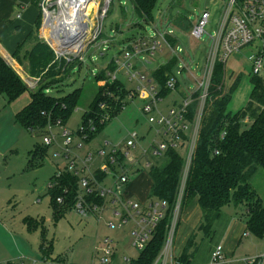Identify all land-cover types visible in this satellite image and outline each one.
Masks as SVG:
<instances>
[{
  "label": "rangeland",
  "instance_id": "rangeland-1",
  "mask_svg": "<svg viewBox=\"0 0 264 264\" xmlns=\"http://www.w3.org/2000/svg\"><path fill=\"white\" fill-rule=\"evenodd\" d=\"M132 3L122 4V0H112L103 21L100 40L98 39V41L92 43L80 63H75L62 73L60 82H58L59 77L57 76L47 82L50 86L47 93L53 96H63L74 90H79L73 110L64 123L65 127L74 132H78L82 124V115L89 111L95 100L97 87L94 82V75L98 74L105 64L117 54L116 48L118 46L129 43L133 39L119 43L120 40L123 38L126 40L127 36L136 34V31L138 32L140 29H149L150 22L133 13ZM224 3V0H155L153 13L158 15L160 11L162 21L155 19L153 22L161 29L169 26V24L176 29L175 20L178 18H182L184 22L187 21L190 28L195 23L199 11L207 9L211 14L204 29L207 33L202 34L200 39H194L188 31L187 33L178 31L174 33L179 35L183 43L182 46L186 47L185 51L192 50V48L196 49L194 53L193 50L187 52L190 59H193L190 63L192 68L189 76H179L176 89L171 90L157 103L162 112L166 111L169 104L171 105L173 102L179 101L182 96H185L187 94L186 87H193L194 80L200 79L202 76L203 66L210 48L208 34L213 35L218 30ZM17 14H21L19 8H16L9 17L11 24L14 23ZM164 21L163 27L161 22ZM136 23H139L140 26ZM12 30L15 33L16 27L13 26ZM34 32L33 37L37 35L36 30ZM108 37L114 38L110 43L111 46H108L103 52L104 56H102L100 53H102L101 49L104 45L101 42ZM35 43L36 40L31 39L23 45L27 48L28 54L33 52L34 49L32 48ZM251 49L248 45L240 52L232 55L223 65L222 92L230 93V100L226 106L228 112H236L245 106L251 94L253 88L252 78L255 77L251 72V62L248 59V53ZM164 54L152 61L148 65V69L155 70L158 64L163 63ZM13 59V70L23 80L27 89L19 98L9 103L0 95V221L5 225V227L0 225V260L3 258L2 255L8 252L5 249L7 243L5 240L10 242L14 240L21 247L20 252H15L16 256L23 254L26 258L34 260L35 264H55V261L61 264H101L98 259L93 258L94 247L100 246L98 240L107 236L115 242L113 256L107 264H129L123 259H135L139 253L130 244V225L128 223L120 228H110L105 224V221H112L117 225L118 217L113 215L109 209L103 212V219L99 225L92 216L83 218L74 209L66 210L57 219L54 217L51 198L47 195L45 186L53 175L55 168H59L61 171L66 170L70 160L60 154L63 149H66V146L62 145L61 139L57 138L55 144L44 148L41 134L30 133L16 121L15 114L28 104L29 93L35 88H29L26 80H39L41 75L36 76L31 73L28 56L25 57L22 51L19 53L18 58L14 56ZM43 71L46 72L47 69ZM118 75L123 80L125 87H134V81L125 80L121 72ZM258 76L264 79V74ZM153 81L159 85L154 78ZM126 101L127 105L123 109L121 108L115 116L108 114L110 119L92 139L85 141L78 135L74 136L68 146L69 159H84L88 153L95 155L100 147H104L107 151L112 145L123 142L129 133L137 132L141 136L146 132L149 123L147 116L141 111L142 97L130 98L128 96ZM147 132L145 133V139L142 142V139L139 141L140 146H146L153 137V129ZM159 139L160 137H158ZM35 144H39L45 149L43 156L39 158L45 160L41 166L31 167L28 164V159H31L30 151ZM185 150L186 146L180 150L183 158L186 156ZM139 153V146L131 151V154L136 157L139 156ZM164 159L163 154L157 156L154 159L155 164L163 163ZM100 162L99 158H94L90 166L97 167ZM26 166H28V169H26ZM114 169L119 173L117 166ZM151 179L148 168L143 169L131 179L133 196L142 199L144 195L149 194ZM251 186L257 197L264 203V170L259 168L256 171L251 179ZM244 200V202L236 205L231 203L224 205L209 233H205L199 226L191 231L188 230L186 226L188 219L191 215H198L199 211L195 206L193 208L195 211L188 215L187 211L183 209L180 223L173 238L172 248L174 254L176 256L180 255L186 247L188 239L191 238L193 241L188 251L193 255L190 256L192 263L203 260L208 252L211 253L210 248L219 242H226L229 249L231 248L227 259L233 261V264H245L243 259L264 255V235L258 237L252 233H247V235L241 233L247 219L246 203L249 198L245 196ZM189 203L188 201L185 204L188 205ZM27 216L35 217L42 224L47 232L45 236L48 243L52 242L47 261H42V254L38 251L41 237L40 228L29 229L25 220ZM226 222L238 225L240 235L237 241L232 237V233L228 239L229 229Z\"/></svg>",
  "mask_w": 264,
  "mask_h": 264
},
{
  "label": "built area",
  "instance_id": "built-area-1",
  "mask_svg": "<svg viewBox=\"0 0 264 264\" xmlns=\"http://www.w3.org/2000/svg\"><path fill=\"white\" fill-rule=\"evenodd\" d=\"M224 1L218 30L213 35L208 34L210 48L202 76L194 80L193 87H186L187 94L179 101L169 104L165 112H162L157 105L163 99L160 97L161 86L155 84L151 79L152 76L145 74L147 66L163 53H165V59L166 57L175 58L173 71L167 76L165 82L166 88L175 90L178 86V77L189 76L192 68L190 63L193 60L187 55V52L192 50L185 51L186 48L181 44L172 45L170 43L168 36L175 37V30L170 24V27H164L165 21L161 22L163 29L154 22H150L148 30H142L129 43L118 46L117 54L111 58L114 69L106 68L108 61L103 68L105 78L95 80L98 88L119 81L129 91L127 96L142 97L141 111L147 116L150 130L153 129V137L148 141L147 146H140L138 143L142 139L141 136L137 132H132L127 134L123 142L112 145L107 151L103 147L98 149L95 155L88 153L84 159H69L68 146L77 135L74 131L57 120L54 126L57 130L55 131L50 125L47 127V133L42 137L43 144L48 147L55 144L57 138L61 139L62 145L66 146V149L60 153L70 160L66 170L78 176L77 193L72 209L83 218L92 216L98 225L103 219V212L109 209L113 215L118 217V223L115 225V222L106 221L105 224L110 228H120L129 223L130 244L141 251L153 237L156 227L166 215L168 202L156 197L141 202L128 193L127 186L133 175L151 166L150 157L162 155L169 147L177 148L182 139V132L187 135L186 156L183 159L177 195L170 209L165 240L153 264H184L173 252V238L181 218L186 181L194 157L200 124L207 107L216 63L224 65L232 55L250 45L252 49L249 50L248 59L251 62V72L253 75L264 74V0ZM111 2L112 0H38L37 7L41 20L40 37L53 51L57 61L63 59L67 63L72 60L80 62L84 59L87 49L102 36L103 21ZM127 2L130 3L131 0H122V4ZM210 15L207 9L199 11L195 23L188 31L191 37L200 39L202 34L207 33L204 29L209 22ZM17 17L20 15L17 14ZM113 38L108 37L101 42L104 45L100 53L102 56L108 46H111ZM120 72L126 80L135 82L133 88L125 87L118 75ZM37 82V79L26 80L29 88L36 87ZM192 105H195V108L192 113L193 118L189 120L187 116ZM100 108L105 109L106 104L101 103ZM108 117L105 115L100 122ZM79 130L80 135L78 136L85 140L86 134L82 133V128ZM90 131H94V128L91 127ZM158 137H160L159 140ZM137 146L140 147V153L136 157L131 154V151ZM120 153L123 160L117 159ZM97 157L103 158V162L97 169H91L90 163ZM116 166L119 168V173L114 169ZM96 171L101 173V177L96 175ZM63 173L64 170L57 169L54 179ZM49 185L50 187L54 185L52 180ZM68 191L67 187L63 189L64 194ZM64 196L60 194L56 197V202L60 206L65 205ZM98 241L100 246L94 247L93 258L98 259L101 264H107L113 256L115 242L107 236ZM123 260L129 262L130 259L124 258ZM243 261L245 264H262L264 255L248 257ZM232 262L226 260L222 243L213 247L210 253V264H233ZM8 263L35 264V261L19 258L1 264Z\"/></svg>",
  "mask_w": 264,
  "mask_h": 264
},
{
  "label": "trees",
  "instance_id": "trees-1",
  "mask_svg": "<svg viewBox=\"0 0 264 264\" xmlns=\"http://www.w3.org/2000/svg\"><path fill=\"white\" fill-rule=\"evenodd\" d=\"M31 2L36 6L38 4V0H31ZM154 2L155 0H131V8L134 14L136 13L148 22H153L155 19L162 21L160 11L158 15L153 13ZM175 21L177 24L176 31L180 33L189 31L187 21L184 22L182 18ZM39 23L40 15H38L35 23L34 31L36 30V33ZM136 25L140 26L139 23H136ZM34 31L17 46L13 57L18 58L19 53L22 51L25 57L28 56L31 73L36 76L41 75V77H39L36 87L29 93L28 104L15 114V118L30 133H39L43 137L47 133V127L50 125L54 127L57 120L64 125L79 95V90H74L63 96L50 95L47 93L48 88H50L47 82H50L55 76L60 78H58V82H60L62 73L68 67L80 62L72 60L66 63L63 59L57 61L53 51L46 44L36 39L37 35L34 36L35 38L33 37ZM134 37L125 38L126 40L123 38L122 41L127 42ZM31 39L36 40V43L32 48L34 49L33 52L28 54L27 48L23 45ZM168 40L172 45L183 44L179 36H168ZM175 63V58L166 57L165 62L150 73L161 86V98L171 91L165 87V82L167 76L173 71ZM106 66L109 70H113L115 67L111 59ZM44 69H47V71L44 72ZM42 72L43 74H41ZM145 74L148 75L147 72ZM222 74L223 65L216 63L209 89V99L200 124L182 202L184 206L186 202L197 198V204L201 211V222L198 226L205 233H209L224 205L242 203L245 201L244 197L247 196L249 201L246 203L245 231L248 234L252 233L261 237L264 235V203L261 202L253 190L251 179L259 168L264 170V79L258 75H253L255 76L252 78L253 88L246 105L236 112H228L226 106L230 100V93L222 92ZM94 78L95 80L105 78V70L102 69ZM26 89L27 87L20 76L0 55V95L9 103L19 98ZM128 92L119 81L97 88L95 100L89 111L82 115V124L79 127V129H83L82 133L86 134L85 141H89L103 129L110 119L108 117L105 121L100 122L105 115L115 116L121 108L123 109L127 105L125 97ZM101 103L106 104L105 109L100 108ZM194 108L195 105L190 107L187 116L189 120L193 118ZM91 127L94 128V131H90ZM74 134L80 135V130L74 132ZM181 138L180 147H169L162 153L165 158L163 163H153L148 168L152 178L149 198L156 197L166 200L168 209L166 215L156 227L153 237L139 251L135 259L129 260V264H153L165 240L170 209L177 195L183 165L184 158L180 154V150L185 146L187 135L182 132ZM43 147L48 148L45 144H43ZM44 148L39 144H35L30 152V158H41L45 152ZM117 159L123 160L121 153ZM95 173L101 177L99 171ZM51 179L54 184L49 191L51 207L55 218H57L66 210L72 209V203L77 193L78 176L64 170L61 176L55 179L52 176ZM65 187L69 191L64 194L63 189ZM60 194L65 195V205L60 206L56 202V197ZM43 235L41 236L42 240L39 248L44 254L43 259L46 260L49 258L51 244L47 246ZM188 240L181 254L176 256L184 264H189L190 256H193L188 251L193 240L191 238ZM55 264L61 263L55 261Z\"/></svg>",
  "mask_w": 264,
  "mask_h": 264
},
{
  "label": "crops",
  "instance_id": "crops-1",
  "mask_svg": "<svg viewBox=\"0 0 264 264\" xmlns=\"http://www.w3.org/2000/svg\"><path fill=\"white\" fill-rule=\"evenodd\" d=\"M16 8H19L21 10V14H20V17H17V15H16V17H15L16 19H15L14 23L11 24V20H9V17L12 15V13L14 12V10ZM38 15H39V10H38L37 6L34 5L31 2V0H0V55L3 57V59L5 60V62L9 66L13 67L12 66L13 65V60H14L13 59V53H15V50H16L17 46L19 44H21L29 36V34L31 32L34 31L35 23H36ZM13 26L16 27V32L15 33L12 30ZM141 32H142V29H140L138 32L136 31V34L133 35V36H136L137 34H139ZM175 32H176V30L174 31V33ZM133 36H127L126 38L133 37ZM175 36L177 37L179 35H175ZM36 39H38L39 41H41L42 43L45 44V42L40 37L39 29H38V32H37V38ZM122 40H120L119 43H121ZM195 49L196 48H192L193 53H194ZM6 58L9 61L6 60ZM156 59H158V58H155L153 61H155ZM151 71L152 70L148 69V66H147L145 72H147L149 74V76H150V73H152ZM153 78H151V79H153ZM94 80H95V78H94ZM95 85L98 88V84L96 82H95ZM97 88H96V90H97ZM127 97L128 96L126 95L125 100L127 99ZM148 130H150V125L148 126V129L146 130L145 133H148L147 132ZM145 133L143 135H141V138H142L141 142L145 139ZM143 147H145V146H143ZM33 148H34V146H33ZM101 148H103V147H100L99 149H101ZM139 150H140V147H139ZM97 158H99L101 162L99 163V165L97 167L90 166L91 169H97L101 165V163L103 162L102 161L103 158H101V157H97ZM155 158L156 157H150V159L152 161L151 162L152 164L155 163V161H154ZM44 160L45 159H28V164L31 167H37V166H41L43 164ZM147 168H149V167H147ZM26 169H28V166H26ZM57 169H59V168H55L54 173L56 172ZM139 172H137L135 175H133L131 177V179H133ZM54 173L52 175L53 177H54ZM52 176H51V178H52ZM51 178L49 179V181L47 182V184L45 186L47 188V195H49V196H50L49 191L51 189L49 183L52 180ZM131 179H130L129 184L127 186L128 193L134 199L139 200L141 202L149 200L150 199L149 198V194H150L149 191H148L149 194L144 195V197L142 199H138V198L133 196V193H132V190H131V184H132ZM150 184H151V182H150ZM149 189H150V187H149ZM227 205H229V204H227ZM195 206H196V209L198 208L197 209L199 211L198 215H191L190 219H188V221L186 223V226L188 227V230H190V231L195 229V227L198 226V223H199V221L201 219V211H200L199 206L197 204V198H193L188 205L185 204L184 206H182V211H183V209H185V211H187L188 215L192 211H195V210H193V208ZM53 215H54V213H53ZM54 217H55V215H54ZM57 218H59V217H57ZM185 219H186V217H185ZM25 220H26V224H27L29 229H36L37 227L40 228V235L42 236V234H44L43 238H45L47 246H48V244H51V247H52V242L48 243V241H47V237L45 236V234L47 232H46V229L42 226V224H40L39 221L35 217L27 216ZM180 220H181V218H180ZM180 220H179V223H180ZM226 224H227V228L229 229L228 239H229V237H230V235L232 233V237L234 239H236V241H237V239H238V237L240 235V232H239L240 229H239L238 225H236V224H234L232 222H226ZM0 225L2 227H5L4 223H1V221H0ZM244 227H246V224H245ZM244 227H242L241 233L247 235V232L245 231ZM7 230H8V228H7ZM41 240H42V237H40L39 244H40ZM5 241H7V243L5 244V249L8 252L6 254H4V255L1 254L3 258H2V260H0V264L1 263H6V262H10V261H15V260H17L19 258H25L26 260L30 259V258H26L25 255H23V254H20V255L16 256L17 254L15 252H20L21 247L19 246V244H16L14 242V240L12 242H10L9 240H5ZM221 243L224 246V252H225L226 260H228L227 259V255H230L231 248L229 249V245L227 246L226 242H221ZM213 247L214 246H212L210 248V252L212 251ZM38 251L40 252V254H42V258H43L44 254L42 253V251H40L39 246H38ZM48 259L49 258H47L46 260L42 259V261H47ZM30 260H32V259H30ZM189 264H210V254H209V252H208L207 256L204 257V259L201 260L200 262L196 261V263H192L191 260H190ZM218 264H225V263H218Z\"/></svg>",
  "mask_w": 264,
  "mask_h": 264
}]
</instances>
